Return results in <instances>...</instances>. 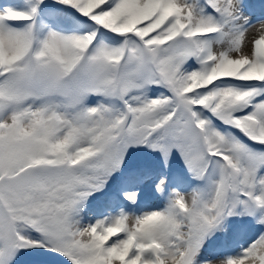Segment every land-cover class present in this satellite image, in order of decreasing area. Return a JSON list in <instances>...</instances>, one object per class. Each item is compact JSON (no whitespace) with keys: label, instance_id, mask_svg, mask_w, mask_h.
I'll use <instances>...</instances> for the list:
<instances>
[{"label":"snow or ice","instance_id":"obj_1","mask_svg":"<svg viewBox=\"0 0 264 264\" xmlns=\"http://www.w3.org/2000/svg\"><path fill=\"white\" fill-rule=\"evenodd\" d=\"M0 264H264V0H0Z\"/></svg>","mask_w":264,"mask_h":264},{"label":"rangeland","instance_id":"obj_2","mask_svg":"<svg viewBox=\"0 0 264 264\" xmlns=\"http://www.w3.org/2000/svg\"><path fill=\"white\" fill-rule=\"evenodd\" d=\"M147 199H148V203H153V204L158 203V201H156L155 198L153 197H148Z\"/></svg>","mask_w":264,"mask_h":264}]
</instances>
